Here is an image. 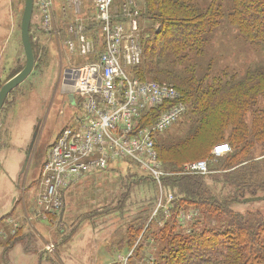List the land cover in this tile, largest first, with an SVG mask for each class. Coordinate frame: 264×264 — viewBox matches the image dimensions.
Returning a JSON list of instances; mask_svg holds the SVG:
<instances>
[{"label": "rangeland", "instance_id": "rangeland-1", "mask_svg": "<svg viewBox=\"0 0 264 264\" xmlns=\"http://www.w3.org/2000/svg\"><path fill=\"white\" fill-rule=\"evenodd\" d=\"M54 2L57 25L64 26L71 19L72 13L63 12V0ZM130 3L144 15L140 20L141 33L146 30L148 37V32L155 23L148 20L149 12L144 0H115L114 10L119 12L124 5L131 7ZM212 3L221 8L223 5L228 10L233 8V0H195L194 6L205 11ZM24 7L25 0H0V90L26 64L21 42ZM144 18L149 22L144 21ZM156 28L162 29L158 24ZM235 29V25L223 17L218 29L205 45L198 42L185 52L186 48L182 44V51L174 50L172 56L165 50L160 54L159 48H156L151 68L157 69L159 73L148 71L145 60L143 80L162 85L181 84L182 87H190L191 91L192 88L193 91L200 90L199 85L203 81V87L209 88V93L215 97V106L222 99H238L244 102L241 110H245L247 103L246 123L252 130L250 117H264V93L258 90L255 96L256 93L249 88L243 96L237 93L246 85L247 68L264 70V47L255 46L243 39ZM30 35L36 61L34 71L9 95L0 113V258L4 256L7 264H37L38 258L44 253L42 250L53 244L54 253L44 255L52 259L48 264H61L59 256L66 260V264H165V252L162 250L170 242L176 243V240L171 241L175 233L183 238L201 235L203 226L199 223L207 214L201 211L197 225L189 224L183 228L178 224V214L176 217L172 214L166 216L169 218L164 220L166 223L159 217L154 218V211L162 199L163 191L131 162L113 163L107 171L84 179L67 194L65 208L60 214L44 215L39 208L37 212L35 205L42 188L40 175L48 159L49 148L59 131L75 125L76 116L81 111L63 87L65 70L77 61L70 59L63 39L45 34L35 7ZM204 37L203 34L201 38ZM155 45L157 46V42ZM187 53L191 54L186 57ZM217 78L225 82L220 88L214 84ZM252 95L253 98L255 96L253 100L247 101L246 97L243 99L244 96ZM207 110L206 107L205 111ZM206 112H199L197 115L194 111V118L187 112L181 121L157 139V143L162 140L164 142L165 147H159V151L162 165L166 167L165 171L170 177L187 176L183 173L187 165L206 161L211 172L197 179L211 196L222 199L233 190L222 176L235 162L228 161L227 157L218 159L212 156L213 149L218 145L212 147L215 141L212 140L210 129H215L211 122L218 113H214L212 117L211 112ZM37 131L38 139L30 164L22 173L29 146ZM186 141L192 144H186ZM262 143L256 145L257 153L263 152L261 150L264 147H258ZM168 160L178 161L179 164ZM171 170L174 173H170ZM262 174L264 175V171ZM165 183L163 186L166 192H173L180 199L184 198L182 192L187 191L184 184L186 181H170V186ZM233 211L243 215L260 212L264 216V191L260 190L253 201L234 205ZM39 212L42 215L38 218L36 213ZM144 226L150 229V233H155V237H146L145 240L149 243L145 241L144 247L139 248L141 238L138 240V236ZM41 229L46 233L44 243L39 241L42 237ZM60 229L64 231L63 235L58 234ZM20 234L22 236L18 237ZM64 237H70L71 240L68 242L67 238L63 243L60 239ZM199 240V237L194 238L193 243ZM15 241L17 243L11 250V244ZM212 249V246L203 248L200 251L201 259ZM70 256L76 258V262L69 259Z\"/></svg>", "mask_w": 264, "mask_h": 264}, {"label": "built area", "instance_id": "built-area-1", "mask_svg": "<svg viewBox=\"0 0 264 264\" xmlns=\"http://www.w3.org/2000/svg\"><path fill=\"white\" fill-rule=\"evenodd\" d=\"M63 1V12L70 11L72 17L61 27L54 0H35L34 7L45 34L63 39L70 59L77 61L65 70L63 87L81 113L74 126L59 131L49 148L37 207L44 215L60 214L65 197L80 182L113 163L128 161L163 191L154 218L162 214L168 220L181 199L164 190L170 175L159 160L157 139L181 121L188 107L174 86L144 82L131 73L143 60L139 12L132 3L118 12L115 0ZM229 153L231 147L221 144L212 156L219 159ZM183 173L206 176L210 169L206 161H197ZM198 216L197 210H180V228Z\"/></svg>", "mask_w": 264, "mask_h": 264}, {"label": "trees", "instance_id": "trees-1", "mask_svg": "<svg viewBox=\"0 0 264 264\" xmlns=\"http://www.w3.org/2000/svg\"><path fill=\"white\" fill-rule=\"evenodd\" d=\"M144 1L149 12L148 20L155 24L154 27L150 28L148 37H146V30L141 33L140 26V20L144 15L139 13L140 45L143 47V60L141 66L132 70L131 73L141 81H144L142 68L145 60L148 64V71L159 73L157 69L151 68L155 58L153 53L156 48H159L160 54L165 50L169 56H172L174 50L182 51V44L186 48L185 52L193 48L198 42L205 45L218 29L223 17L235 25V30L240 37L255 46L264 47V0H233L232 10L225 9L226 7L221 5L222 10L220 6L212 3L209 9L205 11L194 6L195 0ZM148 20L144 18V21L149 22ZM157 24L161 26V30H157ZM203 34L205 37L201 38ZM156 42L157 46H161L157 47ZM189 54L191 53H187L186 57ZM247 69L245 73L246 85L237 94L243 96L248 88L255 93L258 90H262L264 93V70L260 68L252 70L250 67ZM190 82L194 83L193 80ZM223 83L225 82L219 79L214 82L219 88ZM202 84L203 81L199 85L200 90L195 91L193 88L191 91L190 87H182L181 84L174 87L179 91L183 102L187 105L190 117L194 118V111L197 115L199 112H206V107L208 108L206 113L211 112L212 117L214 113H218L213 118L216 123L211 122L215 126L214 130L210 129L212 140L215 141L212 143V147L224 143L231 147V153L224 157L235 163L230 170L224 172L222 177L226 179V183L230 184L233 190L228 196L217 199L203 188L202 182L197 179L201 176H172L165 180L167 186H170L168 185L170 181H186L184 184H186L187 191L182 192L184 198L172 210L173 217H176L180 210L190 209L197 210L199 216L201 211L207 214V217L204 216V219L199 223L200 226H203L200 231L201 235L196 234L192 238H183L175 233V237L171 241L176 240V243L170 242L162 250L165 252V264H264V216L260 212H249L243 215L233 211L234 205H240L249 200L253 201L260 190L264 191V175L262 174L264 171V149L261 150L263 152L259 151L260 155H257L259 153H257L256 147L258 143L264 142V117L251 116L250 121H252L253 126L250 130L246 123V121L248 122L247 103L245 110H241V105L244 102L238 99L230 101L222 99L215 106V97L209 93V88L203 87ZM245 97L248 101L253 98V95L244 96L243 99ZM228 128L229 131H227ZM187 143L192 144L190 141H186ZM258 147H264V143ZM156 149L162 163L158 143ZM168 162L179 164L175 160H168ZM164 168L167 170L166 167ZM170 173L174 172L171 170ZM254 200L257 201V199ZM159 218L164 222L165 218L162 214ZM198 222L196 220L192 225L195 226ZM172 223L174 225V222ZM217 227L220 228L217 229ZM142 228L140 229L141 233L140 231V234L138 233V240L141 238L138 244L139 248L144 247L146 237H155V233H150L149 228L146 229L145 226ZM192 233L194 234V231ZM198 237L200 240L193 243L194 238ZM209 246L214 249L201 259L202 252L200 251Z\"/></svg>", "mask_w": 264, "mask_h": 264}, {"label": "water", "instance_id": "water-1", "mask_svg": "<svg viewBox=\"0 0 264 264\" xmlns=\"http://www.w3.org/2000/svg\"><path fill=\"white\" fill-rule=\"evenodd\" d=\"M34 1L35 0H25V7L21 21V42L25 53L26 64L24 69L20 73H18L15 77L11 78L2 86L0 90V113L4 108L9 95L30 77L35 68V54L30 35V28L34 15ZM70 99L71 101H74L72 96L70 97ZM37 139L38 132H35L24 161L22 173L27 170L30 164L32 154L36 147Z\"/></svg>", "mask_w": 264, "mask_h": 264}, {"label": "flooded vegetation", "instance_id": "flooded-vegetation-1", "mask_svg": "<svg viewBox=\"0 0 264 264\" xmlns=\"http://www.w3.org/2000/svg\"><path fill=\"white\" fill-rule=\"evenodd\" d=\"M38 132V131H37ZM36 210H37V212L39 211L38 210V207H37V202H36ZM42 214L39 212L38 214L36 213V216L39 218L40 216H41ZM36 216H34L36 219H38ZM61 224V223H60ZM41 233H42V237H41V239L39 240V241H42L43 243H44V241H45V236H46V233H45V231L43 230V229H41ZM59 235H63L64 234V231H61V229L59 230V233H58ZM22 236V234H20V236H18V237H21ZM68 238V242L71 240V238L70 237H67ZM67 238L66 237H64V238H62V239H60L61 240V242H65L66 240H67ZM70 238V239H69ZM72 239L74 240L75 238H74V236H72ZM16 243H17V241H15L13 244H11L12 245V247H11V250H13L14 249V247H15V245H16ZM46 251V252H45ZM54 251H55V246L53 245V244H50V246H46L45 247V250L43 251L42 250V253H43V255L41 256V258L39 257L38 258V260H39V262L37 263V264H48L47 262H52V259L50 258V259H48V258H46V257H44V255L45 256H47V255H50V254H52V253H54ZM120 251V250H119ZM48 253H50V254H48ZM69 259H71V260H75V262H76V258H74L73 256L71 257H69ZM58 260H59V262L61 263V264H66V260L64 259V258H62L61 257V259H60V256L58 257ZM54 261H56V260H54ZM73 263V262H72ZM0 264H7L6 263V261H5V257L3 256L2 258H0Z\"/></svg>", "mask_w": 264, "mask_h": 264}, {"label": "crops", "instance_id": "crops-1", "mask_svg": "<svg viewBox=\"0 0 264 264\" xmlns=\"http://www.w3.org/2000/svg\"><path fill=\"white\" fill-rule=\"evenodd\" d=\"M158 139H160V137ZM158 145H159V147H165L163 140L162 141H158ZM178 159L181 161L180 157H178Z\"/></svg>", "mask_w": 264, "mask_h": 264}]
</instances>
